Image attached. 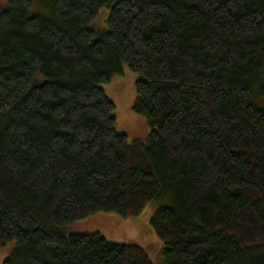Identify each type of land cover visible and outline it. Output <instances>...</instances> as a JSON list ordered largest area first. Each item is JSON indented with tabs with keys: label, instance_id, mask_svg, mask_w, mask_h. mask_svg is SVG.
<instances>
[{
	"label": "trees",
	"instance_id": "16d2710c",
	"mask_svg": "<svg viewBox=\"0 0 264 264\" xmlns=\"http://www.w3.org/2000/svg\"><path fill=\"white\" fill-rule=\"evenodd\" d=\"M31 0L0 11L3 264H156L64 227L150 220L164 264H264V0ZM110 9L108 31L91 22ZM138 74L147 142L115 127L103 85ZM258 87V88H257Z\"/></svg>",
	"mask_w": 264,
	"mask_h": 264
},
{
	"label": "rangeland",
	"instance_id": "374dc122",
	"mask_svg": "<svg viewBox=\"0 0 264 264\" xmlns=\"http://www.w3.org/2000/svg\"><path fill=\"white\" fill-rule=\"evenodd\" d=\"M12 0H0V11L4 10ZM32 11L37 14H48L47 0H31ZM110 9L102 7L97 17L91 22V28L99 34L108 31ZM139 76L131 71L127 64H123L122 73L104 84L107 97L114 103L113 116L115 127L119 133H125L129 143L147 142L150 127L147 118L134 111L138 94L136 82ZM258 88V87H257ZM252 101L264 108V96L260 88L254 91ZM169 200L152 201L137 216L124 218L113 212H99L86 219L77 220L64 227L68 234H102L109 242L115 244H133L141 246L156 264H164L163 242L151 230L150 220L154 213L162 206L168 205ZM18 242L12 241L0 247V264L10 258L18 248Z\"/></svg>",
	"mask_w": 264,
	"mask_h": 264
}]
</instances>
